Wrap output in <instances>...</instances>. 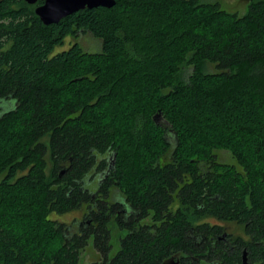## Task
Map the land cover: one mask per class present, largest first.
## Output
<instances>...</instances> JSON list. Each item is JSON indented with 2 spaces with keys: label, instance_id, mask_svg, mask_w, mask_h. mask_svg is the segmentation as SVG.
I'll return each instance as SVG.
<instances>
[{
  "label": "trees",
  "instance_id": "obj_1",
  "mask_svg": "<svg viewBox=\"0 0 264 264\" xmlns=\"http://www.w3.org/2000/svg\"><path fill=\"white\" fill-rule=\"evenodd\" d=\"M113 1L45 26L0 0V264H264V1Z\"/></svg>",
  "mask_w": 264,
  "mask_h": 264
},
{
  "label": "rangeland",
  "instance_id": "obj_2",
  "mask_svg": "<svg viewBox=\"0 0 264 264\" xmlns=\"http://www.w3.org/2000/svg\"><path fill=\"white\" fill-rule=\"evenodd\" d=\"M204 1H210L215 2L220 5V8L224 10L226 13H232L237 14L239 17L243 16L247 10V7L249 5L250 0H204ZM264 1V0H263ZM73 42H76L83 52L88 54H96L100 52L101 44L100 41L93 38L90 34H80L78 35V38L73 39ZM69 45V40L67 39L65 41V45L62 48H67ZM61 50V48H57L56 51ZM55 51V52H56ZM208 71L211 73L216 72V70L213 68V66L208 67ZM192 72L191 67H185L183 69V72L181 73L180 80L183 83H187V79L190 76ZM11 106L7 105V109H10ZM157 122L160 124H164V119L159 116L157 119ZM172 141V140H170ZM188 145H186L185 152L187 153ZM214 154L217 158L218 163H223L231 166H235L239 171L241 169L237 166L235 159L232 156V153L230 150L222 147L220 149H216L214 151ZM164 162L168 160V156L164 157ZM115 194L118 196L119 192H115ZM59 221L66 222L68 224H73L74 222L82 223L84 219V213L83 212H75L68 216L64 217H58ZM110 231H111V242H112V250L110 253V256H113L116 251L119 248V240L121 237H123L126 232L119 231L114 225H110ZM228 233H232L234 236L241 235L242 231L239 227L231 226L227 230ZM101 261V256L95 251L93 248L92 240H89L88 245L85 247V249L82 251L79 257L78 264H91V263H99Z\"/></svg>",
  "mask_w": 264,
  "mask_h": 264
},
{
  "label": "water",
  "instance_id": "obj_3",
  "mask_svg": "<svg viewBox=\"0 0 264 264\" xmlns=\"http://www.w3.org/2000/svg\"><path fill=\"white\" fill-rule=\"evenodd\" d=\"M28 5L41 4L35 7V15L39 18L43 25L58 24L62 19L73 15L84 9H95L98 7L111 8L115 2L113 0H24ZM1 112H5V108L0 106ZM226 235H223L225 238ZM163 264H178L172 259ZM242 264H248L246 253H243Z\"/></svg>",
  "mask_w": 264,
  "mask_h": 264
}]
</instances>
